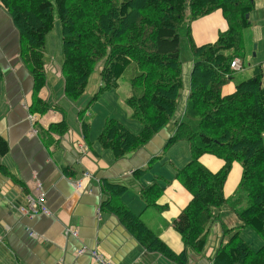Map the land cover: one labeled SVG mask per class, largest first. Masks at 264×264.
<instances>
[{
    "label": "trees",
    "instance_id": "16d2710c",
    "mask_svg": "<svg viewBox=\"0 0 264 264\" xmlns=\"http://www.w3.org/2000/svg\"><path fill=\"white\" fill-rule=\"evenodd\" d=\"M20 35L21 58L31 63L35 90L45 86V41L58 21L64 95L77 102L84 94L89 75L98 64V94L111 91L131 64L136 74L130 80L131 95L124 100L129 118L141 126L130 133L121 123L107 119L97 142L116 159L137 151L172 119L182 92V39L193 59L189 92L183 119L165 147L187 142L190 161L176 170L174 178L190 193L191 200L172 221L184 251L172 253L120 202L124 188L105 185L110 199L103 203L147 249L172 262L183 264L187 252L201 253L205 230L215 219L212 209L228 205L243 226L259 236L263 246L253 250L237 233L220 246L214 264H264V86L262 72L240 82L235 92L223 96L221 88L232 79L229 64L241 53V33L249 27L254 0H0ZM221 9L228 29L215 43L196 46L190 24ZM181 31L184 35L181 37ZM36 94V93H35ZM33 94V97L35 96ZM33 104H45L35 97ZM85 108L80 114H84ZM86 135L87 125H83ZM63 136L66 122L49 126ZM8 152L0 138V157ZM212 155L223 160L213 173L199 158ZM233 162L242 167L235 197L226 200L223 186ZM0 171L5 172L0 164ZM138 172L136 176H140ZM161 189L141 190L147 206L156 207ZM233 230H224L225 234Z\"/></svg>",
    "mask_w": 264,
    "mask_h": 264
},
{
    "label": "crops",
    "instance_id": "0c3cea01",
    "mask_svg": "<svg viewBox=\"0 0 264 264\" xmlns=\"http://www.w3.org/2000/svg\"><path fill=\"white\" fill-rule=\"evenodd\" d=\"M249 21L243 36L252 34L254 42L263 43L256 48L254 58L263 56L254 68H261L264 86V0H254ZM227 29L220 11L190 24L196 46L214 43L218 34ZM56 36L61 46L59 30ZM48 39L47 35L45 86L35 90L33 76L21 58L19 32L0 3V138L8 146L7 154L0 157L5 171H0V264H97L88 253L78 255L81 248L95 250L113 264H178L147 250L115 214L102 206L110 199L105 185L124 188L120 196L123 206L172 253H183L181 237L172 221L190 202L191 195L174 176L190 161V148L183 141L165 145L174 135L185 108L193 63L188 46L181 60L183 97L179 113L143 147L116 159L112 151L97 142L105 120L117 119L134 135L140 133L141 126L129 119L130 112L92 116L87 110L80 114L85 102L65 97L62 54L60 50L55 55L47 50ZM237 84L230 81L224 85L222 95L232 94ZM131 93V87L120 92V105ZM35 97L49 109L42 113L41 105L33 104ZM61 121L68 126L66 134L58 136L49 131L50 125ZM85 124L86 135L82 128ZM199 162L213 173L224 164L207 154ZM138 172L141 175L137 177ZM241 174V165L233 162L223 186L226 200L235 197ZM152 185L162 190L156 207L147 206L140 195L141 190ZM27 195L43 196L48 213L22 215L20 209ZM212 214L215 219L206 227L201 253L188 251L183 264H214L220 246L231 239L225 229L238 230L241 240L253 250L263 246L259 236L243 226L228 205L212 209ZM67 229L75 230L77 237L66 234Z\"/></svg>",
    "mask_w": 264,
    "mask_h": 264
},
{
    "label": "rangeland",
    "instance_id": "374dc122",
    "mask_svg": "<svg viewBox=\"0 0 264 264\" xmlns=\"http://www.w3.org/2000/svg\"><path fill=\"white\" fill-rule=\"evenodd\" d=\"M216 11L221 12L223 19L227 23L224 15L222 13V10L218 9V10H215L214 12H216ZM214 12H212V13H214ZM212 13H210L209 15H211ZM227 26H228V23H227ZM58 30H59V35H60L59 23L57 21L55 23L53 29H52V32L48 34L49 43L47 45V50L51 51L54 55L56 53H58L59 50H60V52H62V48H61V46H59L60 41H57V36H56L58 33ZM244 30H246V29H243L242 33H241L242 50H241V53H239L238 58H237L240 61V63L242 64L243 69L241 71H237V72L233 73L232 79L230 80L233 83H239V82H243V81H246L248 79H251L252 76L254 75V72H255L254 63L257 62L258 60H260V56H263V55L259 54V56L257 58L252 57V53L254 52V45L258 46L257 47V50H258V48H260L263 45V43L259 44V43H256L257 41L254 42V40L252 38V34L246 33L245 34L246 37L243 36ZM183 35H184L183 31H181V37ZM191 39H192V37H191ZM183 45L184 46H182V51H183V55H184L185 50L188 51L186 40L183 41ZM20 47H21V43H20ZM181 60H184V57H182ZM23 62L25 64L26 68L32 74V70H30V68H31L30 60L28 59V63H26L25 61H23ZM100 66H101V64H98L96 66L95 70L89 75L87 83H86L84 94L81 96L79 102H82V103L85 102V108H88L87 110L89 111V113H91L92 116H95L96 114H99L101 112H103L104 114H108V115H110V114L116 115L117 113H122V112L129 113L130 109L126 108L123 103H122V105H120L119 95H120V92L123 91L124 89L130 88V80L136 74L135 66L132 64L130 66H128V68L125 70V73L121 76V78H119L117 80L115 88H113L111 91H106V92H103L99 95L98 90L100 87L99 86V84H100V69H101ZM190 75H191V72H190ZM190 75H189V78H190ZM181 76L183 79L182 71H181ZM182 84H183V81H182ZM188 92H189V89H188ZM182 93H183V88H182V92H181V95H180V98L178 101V106L175 110V113L173 114V117H175L177 115V113H179L177 111V109L179 107V102L181 101V99L183 97ZM185 105H186V102L184 104V107H185ZM184 112H185V108H184ZM184 112L182 114V117L178 118L177 122L180 121L181 119H183ZM107 119H114V118H107ZM114 120L118 121L117 119H114Z\"/></svg>",
    "mask_w": 264,
    "mask_h": 264
},
{
    "label": "built area",
    "instance_id": "2783aa9c",
    "mask_svg": "<svg viewBox=\"0 0 264 264\" xmlns=\"http://www.w3.org/2000/svg\"><path fill=\"white\" fill-rule=\"evenodd\" d=\"M231 67L238 69V61L237 60L232 61ZM20 212L23 215L35 216L40 214H47L48 209L45 205L43 196H39L37 198L27 196L25 199V205L21 207ZM66 234H70L72 236L77 237V233L75 230L67 229ZM86 253H88L97 264H113L111 261L105 259L95 250L87 251L86 248H81L77 252L78 255H83Z\"/></svg>",
    "mask_w": 264,
    "mask_h": 264
},
{
    "label": "water",
    "instance_id": "95a60500",
    "mask_svg": "<svg viewBox=\"0 0 264 264\" xmlns=\"http://www.w3.org/2000/svg\"><path fill=\"white\" fill-rule=\"evenodd\" d=\"M256 49V45H254V50ZM253 54V56L255 55V52L254 53H252Z\"/></svg>",
    "mask_w": 264,
    "mask_h": 264
}]
</instances>
